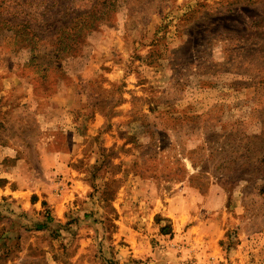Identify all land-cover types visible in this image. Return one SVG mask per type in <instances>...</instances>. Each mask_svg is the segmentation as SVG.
Wrapping results in <instances>:
<instances>
[{
	"label": "rangeland",
	"instance_id": "1",
	"mask_svg": "<svg viewBox=\"0 0 264 264\" xmlns=\"http://www.w3.org/2000/svg\"><path fill=\"white\" fill-rule=\"evenodd\" d=\"M0 264H264V0H0Z\"/></svg>",
	"mask_w": 264,
	"mask_h": 264
},
{
	"label": "crops",
	"instance_id": "2",
	"mask_svg": "<svg viewBox=\"0 0 264 264\" xmlns=\"http://www.w3.org/2000/svg\"><path fill=\"white\" fill-rule=\"evenodd\" d=\"M74 151L55 153L52 157L48 158L49 160H53V163L59 166H68L71 161H74L75 158L72 157ZM72 172H75L73 169H67L68 176L72 175ZM76 173V172H75Z\"/></svg>",
	"mask_w": 264,
	"mask_h": 264
}]
</instances>
